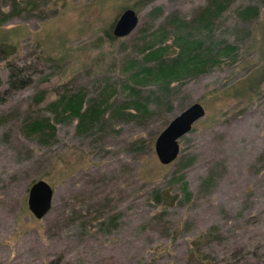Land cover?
Instances as JSON below:
<instances>
[{
  "label": "rangeland",
  "instance_id": "374dc122",
  "mask_svg": "<svg viewBox=\"0 0 264 264\" xmlns=\"http://www.w3.org/2000/svg\"><path fill=\"white\" fill-rule=\"evenodd\" d=\"M134 1L0 0V38L19 42L0 61V264H264V83L247 86L264 61V0H231L213 23L212 41L239 44L246 32L235 10L260 8L235 63L220 59L164 92L135 87L148 95L142 119L107 110L83 131L76 118L51 119L49 105L80 87L87 97L114 87L113 105L130 99L123 87L138 65H150L140 49L156 29L165 25L172 45L169 15L188 20L208 4L150 0L129 34L95 47L97 29ZM130 61L137 66L124 69ZM193 102L203 116L178 139L176 158L160 164L154 137ZM37 117L54 124L47 142L26 135V121ZM38 178L52 195L36 219L26 197Z\"/></svg>",
  "mask_w": 264,
  "mask_h": 264
},
{
  "label": "trees",
  "instance_id": "16d2710c",
  "mask_svg": "<svg viewBox=\"0 0 264 264\" xmlns=\"http://www.w3.org/2000/svg\"><path fill=\"white\" fill-rule=\"evenodd\" d=\"M149 1L135 0L132 5L125 8L137 11L143 3L145 4ZM230 2L231 0H208V4L201 7L188 20L178 18L176 15H169L166 25L169 23L173 24L177 29V33L172 39V45L164 44L167 28L165 25H160L152 38L140 49L141 51L145 50L141 60L144 63L149 62L150 65L137 66L136 61H130L128 65L124 66L126 70L134 67V65L137 66L136 70H132L129 73L128 83L130 85L122 86L128 92L130 99L126 100L125 98L119 105H113V101L110 100L114 96V87L105 86L103 91L100 90L95 97H87L84 89L80 87L72 92L62 94L49 105L53 113L52 121L55 122L59 116L62 119L65 118V120L76 118L77 129L83 131L91 129L107 110L111 112V116L115 115L116 118L122 117L126 120L128 118L142 119L149 113L147 107L149 104L148 95H138L135 87L153 83L159 85L158 88L164 92L167 91V87L171 82L202 74L213 65L219 63L220 59H228L235 63L240 57L242 47L251 38L249 27L258 19L261 11L257 5L253 4L235 10L238 24H242L246 32L245 37L239 44L230 43L226 40L212 41L210 34L213 23L229 6ZM112 25V23H109L103 28L97 29V37L93 42L95 47L104 43L105 40L108 42L107 45H111L112 42L121 38L112 34ZM189 27L194 29V35L187 31ZM201 31L205 33L202 34ZM18 44V40L0 38V61L14 57L18 50ZM172 46L175 51L170 55L169 49ZM249 74L250 78L247 80V86L251 91H256L264 83V61L262 64L257 63L254 65ZM102 80L104 81L105 77ZM43 92L42 90L38 91L34 95V99L36 101L41 100ZM168 104H165L167 108ZM53 122L48 123V119H43L42 117L32 118L26 121V135L36 137L42 142H47L53 136ZM34 181L32 180L31 183ZM160 192L158 190L154 193L156 200H160ZM207 237V234H203L199 239L205 241ZM197 245L198 243L194 249L195 253L198 252Z\"/></svg>",
  "mask_w": 264,
  "mask_h": 264
},
{
  "label": "water",
  "instance_id": "95a60500",
  "mask_svg": "<svg viewBox=\"0 0 264 264\" xmlns=\"http://www.w3.org/2000/svg\"><path fill=\"white\" fill-rule=\"evenodd\" d=\"M137 22V13L131 8H124L112 25V34L121 37L129 34ZM204 114L203 107L196 102L191 103L161 129L153 142V150L158 162L169 164L178 154V139L187 133L191 125ZM52 189L44 179L32 182L27 190L26 206L36 219L45 215L51 204Z\"/></svg>",
  "mask_w": 264,
  "mask_h": 264
}]
</instances>
